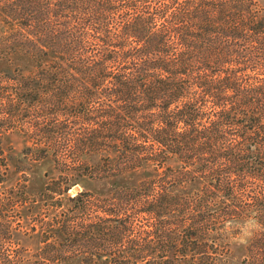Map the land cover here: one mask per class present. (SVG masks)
<instances>
[{"label": "trees", "instance_id": "1", "mask_svg": "<svg viewBox=\"0 0 264 264\" xmlns=\"http://www.w3.org/2000/svg\"><path fill=\"white\" fill-rule=\"evenodd\" d=\"M13 129L59 174L35 255L10 248L34 201L5 184L0 146V264H225L249 221L239 264H264L258 0H0V133ZM71 176L110 187L68 195Z\"/></svg>", "mask_w": 264, "mask_h": 264}, {"label": "rangeland", "instance_id": "2", "mask_svg": "<svg viewBox=\"0 0 264 264\" xmlns=\"http://www.w3.org/2000/svg\"><path fill=\"white\" fill-rule=\"evenodd\" d=\"M258 2L264 7V0H258ZM0 146L8 166L5 184L7 186L23 184L26 194L34 201L31 208L32 212H26V208L20 211L22 213L21 228L19 232L15 233L12 242L8 244L10 248L21 247L35 255L34 252L40 245L37 237H35V234L39 233L41 229L39 221L47 218L43 211H46L47 215H49L53 210V206L56 205V202H52L55 196L50 200L43 199L41 193H44V186L49 183V180L56 178L59 172L49 156L36 158L35 149H33L28 134L21 129L1 131ZM60 182L61 187H63L64 182ZM68 183L69 186L66 191L68 195H72L81 189L104 193L110 187L109 181L95 182L81 176L69 177ZM60 199L62 200V205L59 209L67 207L66 196L64 195ZM31 226H34V230L30 229ZM256 230H258L257 225L250 221L235 227L228 239L229 252L225 264H239V260L245 254L247 244L251 237L254 236ZM71 264L79 263L78 261H73Z\"/></svg>", "mask_w": 264, "mask_h": 264}]
</instances>
